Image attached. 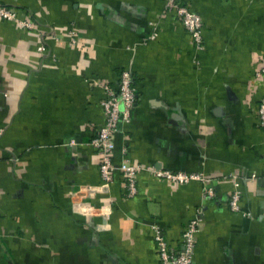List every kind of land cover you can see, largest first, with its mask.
Returning <instances> with one entry per match:
<instances>
[{
    "label": "crops",
    "instance_id": "crops-1",
    "mask_svg": "<svg viewBox=\"0 0 264 264\" xmlns=\"http://www.w3.org/2000/svg\"><path fill=\"white\" fill-rule=\"evenodd\" d=\"M187 1L201 48L163 0H0V264H159L154 227L178 248L196 209L193 264H264V0ZM122 68L136 96L112 161L201 172L211 197L144 170L131 197L118 173L101 186L89 139Z\"/></svg>",
    "mask_w": 264,
    "mask_h": 264
},
{
    "label": "built area",
    "instance_id": "built-area-1",
    "mask_svg": "<svg viewBox=\"0 0 264 264\" xmlns=\"http://www.w3.org/2000/svg\"><path fill=\"white\" fill-rule=\"evenodd\" d=\"M163 12H172L177 21L189 33L196 48L202 47V21L200 15L190 8L187 0H163ZM0 17L4 19H16L15 12L6 6L0 5ZM24 27H32L29 20L23 19L17 21ZM154 33L150 35L152 38ZM70 41L74 42L73 35ZM37 50H43V45H37ZM256 76L262 78L264 83V65L255 72ZM105 95L100 101L104 114V122L96 128L94 134L89 139V145L95 149L99 156L98 171L101 178V186L110 184L118 173L121 185L124 190V196L131 197L136 193V175L139 171H147L151 175L177 183H187L197 181L201 184L203 197H211L214 189L210 186V178L201 172L175 171L168 168H157L152 165H143L132 162L128 159H122L118 164L112 161L114 149V136L119 126L127 123L130 119L131 109L135 100V88L132 84V75L129 68H122L119 71L115 88L107 84H102ZM256 124L260 128L264 137V93L255 104ZM254 177V174H250ZM227 206L231 211H239V191L235 188L229 195ZM92 206H82L80 203H73V209L83 214L87 213ZM103 209L105 207L98 208ZM201 211L196 209L195 213L189 217L181 229L179 236V247H170L167 244L161 231L154 227L153 241L158 256L159 264H193V252L195 248V235L201 222Z\"/></svg>",
    "mask_w": 264,
    "mask_h": 264
}]
</instances>
